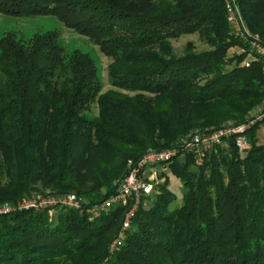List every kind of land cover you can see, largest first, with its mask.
Returning a JSON list of instances; mask_svg holds the SVG:
<instances>
[{"label":"trees","instance_id":"obj_1","mask_svg":"<svg viewBox=\"0 0 264 264\" xmlns=\"http://www.w3.org/2000/svg\"><path fill=\"white\" fill-rule=\"evenodd\" d=\"M236 1L264 40V0ZM0 14L56 17L112 59V86L126 91L103 93L94 59L67 52L56 31L2 36L0 206L50 189L90 208L116 194L130 160L179 147L197 127L246 124L251 144L240 154L232 137L200 160L175 158L182 202L163 173L113 253L125 205L93 220L64 208L0 214V264H264V119L248 124L264 109V69L227 59L242 43L225 0H0ZM193 33L214 50L176 56L171 41Z\"/></svg>","mask_w":264,"mask_h":264},{"label":"built area","instance_id":"obj_2","mask_svg":"<svg viewBox=\"0 0 264 264\" xmlns=\"http://www.w3.org/2000/svg\"><path fill=\"white\" fill-rule=\"evenodd\" d=\"M225 4L232 34L235 39L243 41L245 45L250 47V53L254 57L252 61L261 62L264 69V40L259 34L253 33L248 28L236 0H225ZM249 62L245 65H249ZM262 119H264V109L255 115L248 124H254ZM246 126V124L228 125L215 131H194L181 141L179 147L163 151L152 150L137 161L130 160L128 162V173L119 184L116 194L90 208L85 209L79 197L74 193H49L47 195L35 193L23 198L16 204L6 203L1 205L0 214L22 210L42 211L64 208L86 212L89 214V219L93 220L102 213L107 212L114 205H125L128 209L124 216L122 230L110 247V252L113 253L121 243L126 231L130 229L135 211L142 199L152 194L160 176L166 173L170 162L177 157H184L188 154H193L200 160L216 146L222 144L225 139L232 137L235 139L238 152L244 154L251 148L249 139L246 136ZM160 165L163 166L161 173L158 168Z\"/></svg>","mask_w":264,"mask_h":264},{"label":"rangeland","instance_id":"obj_3","mask_svg":"<svg viewBox=\"0 0 264 264\" xmlns=\"http://www.w3.org/2000/svg\"><path fill=\"white\" fill-rule=\"evenodd\" d=\"M48 31H56L58 33L59 43L62 45V47L67 52L71 53V52H74L75 50H80L84 53H88L94 59L99 69V76L101 78L102 85H103V91H102L103 93H106L107 91H110V90L126 92V91L114 88L112 86V80L110 79L109 73H108V67L110 63L112 62V59L103 55L100 52L99 48L95 46L93 42H91L88 38L80 36L74 31L63 26V24L56 17L39 16V17H33V18L31 17L30 18H24V17L17 18V17H11V16L0 14V38L4 36L5 34L12 32L18 38L27 40L31 36H34L35 34L45 33ZM239 41L242 44H239L238 46L230 48L228 51L229 57L227 56V59H230L234 57L235 55H243V60L241 62V65L245 66V64L248 63L249 61H252L254 57L250 53V50H249L250 47L243 44L244 43L243 41L241 40ZM171 44L173 47L174 54L176 56L185 55L186 52H188V49L194 52H197V53L209 52V51L214 50V47L207 41L205 37L201 36L200 33L182 35L181 37L172 40ZM231 66L232 65L230 64V67ZM98 113H99V107H98L97 102L92 103L88 106L87 111H86L87 116L95 117L98 115ZM228 125H232V123L228 121L222 127H225ZM205 128L206 130H208L207 127ZM205 128L197 127V128H194V130L191 131L190 133L194 131H205ZM256 137H257V143L260 145H264V122L261 123L260 126L257 128ZM149 151H152V150H149ZM158 168L161 173L163 171V166L160 165ZM165 175H168L169 188L176 195L178 199L177 202L181 203L182 197H183L182 182L177 178V176H175L173 173L170 172L169 168L166 170ZM165 178H166L165 176L161 175L158 180V183L164 182ZM50 192H51L50 189H46V190H42L41 192H35V193H38L41 195H47ZM35 193H32V194H35ZM57 209H60V208H57ZM115 240H113V242Z\"/></svg>","mask_w":264,"mask_h":264}]
</instances>
